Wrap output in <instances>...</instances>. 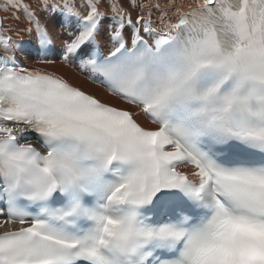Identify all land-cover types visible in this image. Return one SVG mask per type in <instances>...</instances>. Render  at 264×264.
Instances as JSON below:
<instances>
[{
  "label": "snow or ice",
  "instance_id": "1",
  "mask_svg": "<svg viewBox=\"0 0 264 264\" xmlns=\"http://www.w3.org/2000/svg\"><path fill=\"white\" fill-rule=\"evenodd\" d=\"M0 13V264H264V0Z\"/></svg>",
  "mask_w": 264,
  "mask_h": 264
},
{
  "label": "bare ground",
  "instance_id": "2",
  "mask_svg": "<svg viewBox=\"0 0 264 264\" xmlns=\"http://www.w3.org/2000/svg\"><path fill=\"white\" fill-rule=\"evenodd\" d=\"M0 15H3L2 13H0ZM6 23H14V21H6ZM22 60V63L29 69L32 68H40L42 69V71L45 72H52V73H56V74H62L65 77H67L74 85H78L83 87L84 89L88 90V91H97V88L95 86H92L88 83H86L81 77H79L76 72L72 69V68H68L64 65H61L60 63H56L53 65H39L36 64L31 58L29 59H25L23 57L20 58ZM0 232H2V230H0Z\"/></svg>",
  "mask_w": 264,
  "mask_h": 264
}]
</instances>
